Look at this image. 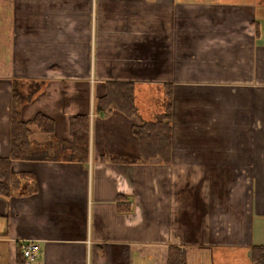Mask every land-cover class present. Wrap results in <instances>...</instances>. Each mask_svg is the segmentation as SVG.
Segmentation results:
<instances>
[{
	"label": "crops",
	"instance_id": "obj_1",
	"mask_svg": "<svg viewBox=\"0 0 264 264\" xmlns=\"http://www.w3.org/2000/svg\"><path fill=\"white\" fill-rule=\"evenodd\" d=\"M113 81L135 84L137 116L96 112ZM166 85L171 163L102 160L139 157L133 125L164 111ZM15 87L23 120L54 119L53 135L32 139L57 159L12 161L37 191L0 194V264H22L28 240L32 264H167L172 246L188 264H252L264 243V0H0V158ZM78 113H92L87 163L68 159Z\"/></svg>",
	"mask_w": 264,
	"mask_h": 264
},
{
	"label": "trees",
	"instance_id": "obj_2",
	"mask_svg": "<svg viewBox=\"0 0 264 264\" xmlns=\"http://www.w3.org/2000/svg\"><path fill=\"white\" fill-rule=\"evenodd\" d=\"M165 97L167 105L164 111L151 120H142L133 125V131L139 141V157H125L123 155L105 154L102 160L122 163L150 162L160 158L164 163H171L173 153V87L166 85ZM136 86L132 82H108L104 95L96 98L95 110L99 114L120 111L128 117L139 113L136 103ZM19 93L13 90V105L11 113V154L8 158H0V194L11 196L21 191L24 181L30 186L29 193L37 191L31 174H17L12 170L13 160L49 159L50 154L45 145H35L32 135L35 131L53 135L55 132L54 119L44 113H37L30 120H23L20 111ZM69 133L71 141L68 144L70 160L87 163L90 146V115L78 113L70 118ZM57 154V153H56ZM50 159H57V155ZM68 155V154H66ZM20 249V247H19ZM21 252V249H20ZM252 264H264V243L253 244L250 251ZM23 264L24 256L21 252ZM167 264H188L186 247H169Z\"/></svg>",
	"mask_w": 264,
	"mask_h": 264
},
{
	"label": "rangeland",
	"instance_id": "obj_3",
	"mask_svg": "<svg viewBox=\"0 0 264 264\" xmlns=\"http://www.w3.org/2000/svg\"><path fill=\"white\" fill-rule=\"evenodd\" d=\"M26 86L27 85H25V87H24V85H23V87H22V85L21 84H19V87H21L22 89H24V91H26L25 89H26ZM28 91V90H27ZM156 92V91H155ZM163 92V91H162ZM160 93V92H159ZM88 95H89V98H90V95H92L93 97L94 96H96V92H95V94H94V91L90 88H88ZM29 95L27 94V97H28ZM23 97V96H22ZM157 97H158V95L157 96H155V98H156V100H155V102L153 103V102H151L153 105L155 104L156 106L155 107H157V105H161V101H158L157 100ZM163 99V98H162ZM165 102H164V108L166 107V105H167V99H166V97H165V100H164ZM35 106V105H34ZM36 109L35 108H33V107H31V105L30 106H28V111H25L24 113H23V118L24 119H28V118H30V116H32V114H33V112L35 111ZM72 110H73V108L71 107L70 108V112H72ZM164 110V109H163ZM93 124H94V126H92V129H94L95 130V132H96V136L98 135V118H94L93 120ZM97 140V139H96ZM104 141H105V144L106 145H109V137H108V135L104 138ZM261 192H262V196L264 197V189H261ZM262 218H264V217H262ZM263 222H264V219H263ZM263 225H264V223L262 224V222H261V217H256V219H255V230H256V232H257V236H259V235H261L262 236V239H257V241H259V242H264V227H263ZM240 254H243L242 252L240 253ZM240 256H242L241 257V259H239V260H237V261H230L228 264H250V262H248L247 261V259H246V257L245 256H243V255H240ZM135 257H136V255H135ZM215 264H217V263H215ZM223 264V263H222Z\"/></svg>",
	"mask_w": 264,
	"mask_h": 264
},
{
	"label": "built area",
	"instance_id": "obj_4",
	"mask_svg": "<svg viewBox=\"0 0 264 264\" xmlns=\"http://www.w3.org/2000/svg\"><path fill=\"white\" fill-rule=\"evenodd\" d=\"M91 116L92 113H90V117ZM21 250L24 256L23 264H32V261L35 258L39 247L33 240H28L21 244Z\"/></svg>",
	"mask_w": 264,
	"mask_h": 264
}]
</instances>
